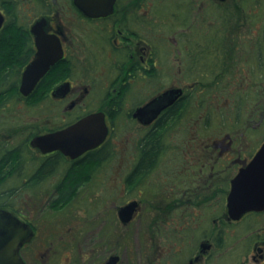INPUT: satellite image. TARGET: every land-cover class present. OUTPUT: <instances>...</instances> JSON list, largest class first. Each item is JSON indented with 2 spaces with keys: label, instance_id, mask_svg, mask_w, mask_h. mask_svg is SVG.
I'll use <instances>...</instances> for the list:
<instances>
[{
  "label": "flooded vegetation",
  "instance_id": "1",
  "mask_svg": "<svg viewBox=\"0 0 264 264\" xmlns=\"http://www.w3.org/2000/svg\"><path fill=\"white\" fill-rule=\"evenodd\" d=\"M78 1L0 0V211L31 228L24 263L264 264V210L229 214L264 145V0ZM240 3L244 25L203 26ZM94 115L97 146L57 137Z\"/></svg>",
  "mask_w": 264,
  "mask_h": 264
},
{
  "label": "water",
  "instance_id": "2",
  "mask_svg": "<svg viewBox=\"0 0 264 264\" xmlns=\"http://www.w3.org/2000/svg\"><path fill=\"white\" fill-rule=\"evenodd\" d=\"M77 2L82 5L78 0ZM113 2L114 0L109 2L108 10H111ZM178 93L180 91H170L151 103L144 112L155 110L157 115L167 107V103L174 101ZM107 132L105 122L99 115H94L57 137L61 140L71 139L89 149L104 141ZM262 210H264V145L250 166L242 170L233 181V189L229 196V214L233 219H240L248 212ZM31 235V228L13 214L0 211V264H25L20 255V248L30 240Z\"/></svg>",
  "mask_w": 264,
  "mask_h": 264
},
{
  "label": "rangeland",
  "instance_id": "3",
  "mask_svg": "<svg viewBox=\"0 0 264 264\" xmlns=\"http://www.w3.org/2000/svg\"><path fill=\"white\" fill-rule=\"evenodd\" d=\"M251 11V10H250ZM259 11V12H258ZM254 12H258L257 14H255ZM260 12H262V13H264V4H262V7H258V8H255L254 10H252L251 11V13H253L252 15H251V18H250V20H251V22L248 24V26H263L264 25V23H262V24H260V16H261V14H260ZM212 16V15H211ZM205 18H206V22H205V19H204V23H202L203 24V26H210L211 24H212V22H214V21H212L211 23H210V17H208V16H206L205 15ZM209 19V20H208ZM170 38H171V43H173V42H175L173 39H174V37H173V35L172 36H170ZM172 47V52L173 53H175V54H177L176 52H177V47H174V46H171ZM172 61V59L171 58H169V61H168V64L169 63H171L173 66H172V68H173V70H174V72H177V70H178V62H176L175 63V65L171 62ZM172 75H174V73H172ZM172 79V80H171ZM171 80V81H170ZM86 84H87V82H86ZM85 84V85H86ZM162 84H163V82H162ZM171 84H174V77H172V78H167V86H169V85H171ZM175 84H177V82H175ZM78 85H81V83H78ZM259 120L260 119H258V117L255 119V121H253L252 122V127H255L256 125H257V123L259 122ZM227 131V130H226ZM190 132L191 131H189V133H188V135H187V133L184 135V136H181V133L182 132H179V131H177V133L176 134H174L173 136H172V143L170 144V146L172 147V145H174V143L175 144H179V145H182L181 143H179V142H181L182 140H185V138H189L190 137ZM264 134V133H263ZM206 135H208V134H206ZM188 136V137H187ZM224 137V136H223ZM251 142H253V144H252V146H254V145H256V144H258V143H260V141H261V137H262V135L261 136H259L258 134H255V133H252L251 134ZM197 138H204V139H206L207 138V136H201V137H199V134L198 135H194V139H197ZM194 139H193V143H194ZM189 144H191L190 142H188V145ZM179 147H181V146H179ZM183 148V147H182ZM171 153H173V151L172 152H169V153H167V154H170V155H172Z\"/></svg>",
  "mask_w": 264,
  "mask_h": 264
},
{
  "label": "trees",
  "instance_id": "4",
  "mask_svg": "<svg viewBox=\"0 0 264 264\" xmlns=\"http://www.w3.org/2000/svg\"><path fill=\"white\" fill-rule=\"evenodd\" d=\"M238 7L239 8L236 9V16H235V18H232L230 15L228 16V14L225 13V15L221 16V20L218 21L214 17H212L211 15H208V17H210V23L212 21H214V22H212V24L210 26H204V27H216V26H224L225 27V26H228L229 25L230 20L232 21V23L234 22L232 24L233 26H241V25H244V23H243V16H244L243 15V10H244V6H243L242 3H240L238 5ZM205 22H206V18H205ZM176 111L173 110V111L170 112V114L171 115H174V114H176ZM228 118H229V115H225V120L226 119L228 120ZM156 139H155V142L157 144L158 141Z\"/></svg>",
  "mask_w": 264,
  "mask_h": 264
}]
</instances>
